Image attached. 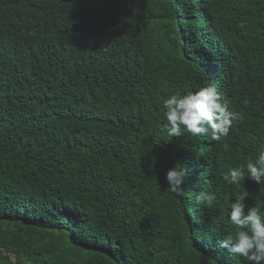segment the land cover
<instances>
[{
	"label": "trees",
	"instance_id": "16d2710c",
	"mask_svg": "<svg viewBox=\"0 0 264 264\" xmlns=\"http://www.w3.org/2000/svg\"><path fill=\"white\" fill-rule=\"evenodd\" d=\"M208 84L229 135L168 136L162 101ZM262 150L264 0H0V264H245L223 177Z\"/></svg>",
	"mask_w": 264,
	"mask_h": 264
},
{
	"label": "clouds",
	"instance_id": "9594fccd",
	"mask_svg": "<svg viewBox=\"0 0 264 264\" xmlns=\"http://www.w3.org/2000/svg\"><path fill=\"white\" fill-rule=\"evenodd\" d=\"M165 109V130L170 137H182L185 133L192 136L210 135L219 141L227 137L233 123L241 118V113L230 106L215 85L208 84L184 94L174 93L162 101ZM246 169V175H245ZM188 176V168L175 164L165 174L170 191L178 197L183 196V185ZM258 185L264 184V150L255 159H249L244 167L229 168L223 177L232 185H240L239 195L228 204V216L236 230L227 234L220 246L242 257L245 264H264V205L247 207L249 197L241 181L245 178ZM197 204L211 205L216 199L214 192L201 190L194 192Z\"/></svg>",
	"mask_w": 264,
	"mask_h": 264
}]
</instances>
